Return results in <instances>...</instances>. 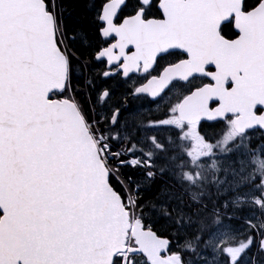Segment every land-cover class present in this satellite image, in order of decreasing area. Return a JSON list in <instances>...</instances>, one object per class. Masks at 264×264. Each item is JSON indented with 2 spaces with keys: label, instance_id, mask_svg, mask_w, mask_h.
Wrapping results in <instances>:
<instances>
[{
  "label": "snow or ice",
  "instance_id": "6c2138e0",
  "mask_svg": "<svg viewBox=\"0 0 264 264\" xmlns=\"http://www.w3.org/2000/svg\"><path fill=\"white\" fill-rule=\"evenodd\" d=\"M182 61L190 74L160 87ZM175 82L189 95L210 90L198 127L240 115L249 147L264 149V0H0V264H97L117 199L140 224L139 234L125 229L133 245L125 239L111 264H186L191 249L167 223L171 197L150 192L146 155L161 125L144 120L145 100L155 105ZM255 234L224 264L257 246L264 255Z\"/></svg>",
  "mask_w": 264,
  "mask_h": 264
},
{
  "label": "flooded vegetation",
  "instance_id": "af4514ba",
  "mask_svg": "<svg viewBox=\"0 0 264 264\" xmlns=\"http://www.w3.org/2000/svg\"><path fill=\"white\" fill-rule=\"evenodd\" d=\"M183 63V61L181 62ZM186 73L183 74V77H186ZM138 83H143L142 81H138ZM192 84H199V81H192ZM190 85L189 84H182L180 82H175L171 84L168 87V90L165 94L164 99L161 102L156 103L155 105L149 104L147 102L146 110H153V109H159L161 111L168 112L173 104V100L178 98L179 100L177 103V106L179 102L188 95ZM264 102V101H261ZM218 104H212L211 110L216 108ZM177 109V107H176ZM171 121H174V118H169L165 120V127H167V130L173 129L174 127L171 126L173 124H170ZM178 122V120H175ZM233 117L229 116L227 119H224L222 123H218L212 126L206 127H198V125L193 126H186L179 127L176 130V133L174 135L165 136V139H172V145L175 147V144H184V157L183 160H186L187 158L189 160L194 159V162H198L195 164L196 168L200 170L201 164L200 161L202 160V156H204V159H209L212 164L214 163V158L217 157L221 160L224 159L225 163L224 165L230 164V159L227 155H231L232 153V146H233V137H238L232 126ZM179 123V122H178ZM180 125V124H179ZM204 129H209V131H203ZM254 135V134H253ZM243 136L244 144L246 145L247 152L251 155H257L259 158H262L264 156V149H261L259 145L253 142V146L249 147L248 144V137ZM189 146L190 151L187 152L186 147ZM192 148V151H191ZM178 152V150L176 151ZM201 153V154H200ZM221 165V164H220Z\"/></svg>",
  "mask_w": 264,
  "mask_h": 264
},
{
  "label": "trees",
  "instance_id": "16d2710c",
  "mask_svg": "<svg viewBox=\"0 0 264 264\" xmlns=\"http://www.w3.org/2000/svg\"><path fill=\"white\" fill-rule=\"evenodd\" d=\"M161 168H158V175L156 176L155 182L152 185V188L150 190L151 194L153 195V198L155 196L159 195L160 192H166L169 197H171V201L175 202L177 204L176 210L171 213L170 220L167 221V223H171L172 221H177L181 227L178 229L181 233V237L185 238V242L183 241L184 248H190L191 252L190 255L185 256V261L190 258L191 260L196 259V257L202 252L207 250L206 241H200L197 240V236L204 234L205 239L207 238L208 228L216 223L218 221V217L216 214H220L223 204L221 201L218 200H211L207 198V196L204 197L202 200V203L205 201V204L203 203L204 207L202 208V212L198 214H195L192 209H188V207L192 208V203H194L191 199L189 200L185 193H182L178 187H173V183H171L170 176H168L165 172L162 173ZM206 199L209 200V203L206 202ZM186 200V201H185ZM228 202H230V199L228 198ZM145 203H150L148 200L145 201ZM225 204V203H224ZM195 208H197L195 206ZM182 209V211L180 210ZM160 214L167 215L164 208L159 209ZM136 216L139 215V210H136ZM201 216V217H200ZM193 220H196L192 225L191 229L185 228L186 225ZM261 221L264 222V219H261ZM166 221L160 220L159 224L156 226L157 231H161L162 225H164ZM175 227V226H174ZM256 227V228H255ZM264 227V225H263ZM251 230L254 229H260V226H258L257 223H254L252 226L249 227ZM168 231H171L169 229ZM189 231V232H188ZM262 235H264V230L261 231ZM255 234L253 231L248 233V237L250 235ZM262 235L260 238H262ZM256 238V234H255ZM254 247L251 249L250 254L257 255V261L258 264H264V255H260L259 251L253 252Z\"/></svg>",
  "mask_w": 264,
  "mask_h": 264
},
{
  "label": "water",
  "instance_id": "95a60500",
  "mask_svg": "<svg viewBox=\"0 0 264 264\" xmlns=\"http://www.w3.org/2000/svg\"><path fill=\"white\" fill-rule=\"evenodd\" d=\"M201 95H203V92H201ZM197 98L198 96L195 95V97H191L185 102H183L181 105V112L185 108L190 107L193 101ZM208 114H209L208 111L204 107V109L201 111V116H206ZM194 119H197V118H194ZM238 119L241 121L242 117L239 115ZM182 120L186 122L188 121L185 118H182ZM240 126H241V123H240ZM237 129H239L240 131L244 130L242 126L238 127ZM70 131H73V130H70ZM73 134H79V131L75 130ZM116 207L119 209V213H118L119 223L115 224V226L112 227L111 230L105 229L104 231L100 233V238L104 242V247H103L102 252L97 257V264H109L112 254L118 249H122L120 244L123 243L124 241L123 238L125 236V229L127 228V221H126V217L123 213L122 208H120V202L118 199L116 200ZM134 230L139 234V231L136 227H134Z\"/></svg>",
  "mask_w": 264,
  "mask_h": 264
},
{
  "label": "rangeland",
  "instance_id": "374dc122",
  "mask_svg": "<svg viewBox=\"0 0 264 264\" xmlns=\"http://www.w3.org/2000/svg\"><path fill=\"white\" fill-rule=\"evenodd\" d=\"M249 163H256V162L251 161V159H250ZM232 170L233 169L228 171V176L230 178H231V175L235 176V175L239 174L238 172H234ZM225 172H226V170H225ZM225 172H223V174H225ZM221 182L222 183L225 182L224 178L222 179ZM263 190H264V187H263ZM255 202L260 204L259 200L255 199V198H253L252 201H250V203H252V204H255ZM234 235H235V230H227L226 226H224V225L220 226L211 235V237L208 240L209 253L203 254L204 258L203 259H197L196 263H194V264H220L221 263V259H220L221 246L226 239L233 237ZM239 235H240V230H237L236 237L238 238ZM243 243H245V242L240 243L238 248H240ZM239 251H236V250L227 251V252H225V254H228L232 257L234 255V252H235V256H236ZM241 261H242L241 264H249V260L246 256L243 257L241 259Z\"/></svg>",
  "mask_w": 264,
  "mask_h": 264
}]
</instances>
